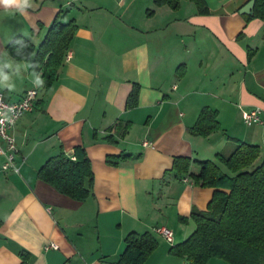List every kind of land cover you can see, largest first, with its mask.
I'll return each instance as SVG.
<instances>
[{
    "label": "crops",
    "instance_id": "1",
    "mask_svg": "<svg viewBox=\"0 0 264 264\" xmlns=\"http://www.w3.org/2000/svg\"><path fill=\"white\" fill-rule=\"evenodd\" d=\"M206 1L204 15L187 0L178 10L153 0H29L24 14L0 6V94L16 103L38 90L13 130L19 173L4 171L0 157V264H22L21 252L29 264H118L131 233L158 242L145 264H186L171 248L196 230L192 213L206 211L214 191L172 172L174 159L190 158V172L200 170L195 161H213L230 174L217 155L229 156L237 141L259 146L264 158V125L244 122L264 111V21L241 14L252 0ZM58 14L78 29L71 59L46 89L34 56L18 60L8 45L21 37L37 49ZM136 85L137 105L127 108ZM204 109L222 127L208 137L193 132ZM78 148L94 172L85 202L38 177L50 158H76ZM114 155L129 158L111 166ZM162 226L173 244L155 233Z\"/></svg>",
    "mask_w": 264,
    "mask_h": 264
},
{
    "label": "trees",
    "instance_id": "2",
    "mask_svg": "<svg viewBox=\"0 0 264 264\" xmlns=\"http://www.w3.org/2000/svg\"><path fill=\"white\" fill-rule=\"evenodd\" d=\"M182 1L153 0L156 7L168 6L173 10H178ZM187 1L193 2L202 15L210 11L206 0ZM255 2L253 18L264 21V0ZM77 29L75 20L63 23L61 14H58L37 49L27 39L17 37L8 45V51L18 60H30L34 56L35 63L42 70L43 85L49 89L64 64ZM138 95L136 85L127 108L137 105ZM130 127L131 123L119 124L116 134L123 137ZM221 130L218 114L212 109H204L193 128L195 135L203 137ZM106 140L117 143L114 135ZM75 155L76 161L65 153L50 158L38 171V177L61 194L85 202L94 195V172L84 148H78ZM127 158L128 155H114L107 158V163L116 166ZM217 159L231 175L213 161H195L200 167L195 173L190 172V158L174 159L172 172L188 175L197 185L211 188L214 193L206 211L192 213L196 230L186 241L173 246L170 252L184 258L186 264H208L212 259L229 264H264V158H261V148L237 141L229 156L218 154ZM125 243L118 264H145L158 247L157 240L150 233H131ZM20 256L22 264H29V253L21 252Z\"/></svg>",
    "mask_w": 264,
    "mask_h": 264
},
{
    "label": "built area",
    "instance_id": "3",
    "mask_svg": "<svg viewBox=\"0 0 264 264\" xmlns=\"http://www.w3.org/2000/svg\"><path fill=\"white\" fill-rule=\"evenodd\" d=\"M66 61L71 59V53H67ZM38 99V90H28L23 96L22 100L16 103L7 101L2 94H0V157L5 159L3 170L19 173L20 169L17 165V156L19 154L18 145L13 135V130L18 122L25 114L31 112L36 106ZM244 122L247 126L264 125V111L261 109H254L244 116ZM145 145H148L146 143ZM70 159L76 161V158L71 155ZM155 233L164 238L170 244L174 243V234L167 227L155 228ZM57 249V245L51 244L47 249Z\"/></svg>",
    "mask_w": 264,
    "mask_h": 264
},
{
    "label": "clouds",
    "instance_id": "4",
    "mask_svg": "<svg viewBox=\"0 0 264 264\" xmlns=\"http://www.w3.org/2000/svg\"><path fill=\"white\" fill-rule=\"evenodd\" d=\"M0 6L5 10L15 8L21 14H24V10L30 6L29 0H0Z\"/></svg>",
    "mask_w": 264,
    "mask_h": 264
},
{
    "label": "water",
    "instance_id": "5",
    "mask_svg": "<svg viewBox=\"0 0 264 264\" xmlns=\"http://www.w3.org/2000/svg\"><path fill=\"white\" fill-rule=\"evenodd\" d=\"M255 3V0L250 1V3L243 8L241 14L254 15Z\"/></svg>",
    "mask_w": 264,
    "mask_h": 264
},
{
    "label": "rangeland",
    "instance_id": "6",
    "mask_svg": "<svg viewBox=\"0 0 264 264\" xmlns=\"http://www.w3.org/2000/svg\"><path fill=\"white\" fill-rule=\"evenodd\" d=\"M223 170H227V168L225 166H222Z\"/></svg>",
    "mask_w": 264,
    "mask_h": 264
}]
</instances>
